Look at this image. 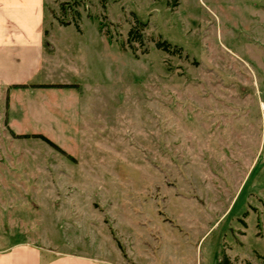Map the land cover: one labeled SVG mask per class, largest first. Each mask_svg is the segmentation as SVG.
Listing matches in <instances>:
<instances>
[{"label":"rangeland","instance_id":"1","mask_svg":"<svg viewBox=\"0 0 264 264\" xmlns=\"http://www.w3.org/2000/svg\"><path fill=\"white\" fill-rule=\"evenodd\" d=\"M41 6L36 65L0 75V249L264 264V0Z\"/></svg>","mask_w":264,"mask_h":264},{"label":"crops","instance_id":"2","mask_svg":"<svg viewBox=\"0 0 264 264\" xmlns=\"http://www.w3.org/2000/svg\"><path fill=\"white\" fill-rule=\"evenodd\" d=\"M41 1L0 0V75L6 78L8 83L14 80L13 78L28 74L36 65L41 47L40 34L37 32L41 23ZM0 264H107V262L97 256L76 252H55L45 256L43 248L39 245L17 243L0 249Z\"/></svg>","mask_w":264,"mask_h":264},{"label":"trees","instance_id":"3","mask_svg":"<svg viewBox=\"0 0 264 264\" xmlns=\"http://www.w3.org/2000/svg\"><path fill=\"white\" fill-rule=\"evenodd\" d=\"M141 38V33L140 31L136 28V26H133L129 31H128V42L131 45V42L133 41H140ZM16 86H21V85H16ZM37 87H54V88H68V87H72L71 84H38L36 85ZM38 137H40L41 139H43L44 141H46L49 145L53 146L54 148L58 149V146H56L53 142H51L50 140H48L46 137H44L43 135H38ZM215 264H231L230 263V259L224 255V257L220 260L217 261Z\"/></svg>","mask_w":264,"mask_h":264}]
</instances>
